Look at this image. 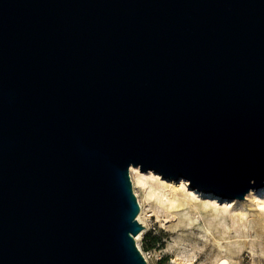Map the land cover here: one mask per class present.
Returning a JSON list of instances; mask_svg holds the SVG:
<instances>
[{
  "label": "water",
  "instance_id": "95a60500",
  "mask_svg": "<svg viewBox=\"0 0 264 264\" xmlns=\"http://www.w3.org/2000/svg\"><path fill=\"white\" fill-rule=\"evenodd\" d=\"M131 167L264 188V0H0V264H147Z\"/></svg>",
  "mask_w": 264,
  "mask_h": 264
},
{
  "label": "rangeland",
  "instance_id": "374dc122",
  "mask_svg": "<svg viewBox=\"0 0 264 264\" xmlns=\"http://www.w3.org/2000/svg\"><path fill=\"white\" fill-rule=\"evenodd\" d=\"M130 177L137 220L141 215L145 228L136 242L147 264H264V188L244 200L223 199L192 189L183 177L139 167L130 168ZM151 231L164 239L157 250L145 251L143 239Z\"/></svg>",
  "mask_w": 264,
  "mask_h": 264
},
{
  "label": "trees",
  "instance_id": "16d2710c",
  "mask_svg": "<svg viewBox=\"0 0 264 264\" xmlns=\"http://www.w3.org/2000/svg\"><path fill=\"white\" fill-rule=\"evenodd\" d=\"M164 237L163 234H154V232H149L144 236L143 246L145 251L157 250L161 245Z\"/></svg>",
  "mask_w": 264,
  "mask_h": 264
},
{
  "label": "bare ground",
  "instance_id": "6f19581e",
  "mask_svg": "<svg viewBox=\"0 0 264 264\" xmlns=\"http://www.w3.org/2000/svg\"><path fill=\"white\" fill-rule=\"evenodd\" d=\"M132 171H133V169H132ZM139 180H141V179H137V183H139ZM262 191V190H261ZM261 191H260V193H261ZM253 193H254V191H251L248 195H247V198H249V197H251L252 195H253ZM256 198H257V196H256ZM253 200V199H252ZM173 203V200L171 199L170 200V204H172ZM259 207H261V208H264V203H262ZM138 221L140 222V223H142L141 222V215L139 216V218H138ZM140 237L138 236L137 238H136V241H138V239H139ZM138 244V243H137ZM227 262L225 261V260H223L222 262H220V264H226Z\"/></svg>",
  "mask_w": 264,
  "mask_h": 264
},
{
  "label": "built area",
  "instance_id": "2783aa9c",
  "mask_svg": "<svg viewBox=\"0 0 264 264\" xmlns=\"http://www.w3.org/2000/svg\"><path fill=\"white\" fill-rule=\"evenodd\" d=\"M144 255V254H143ZM145 257V256H144ZM146 259V258H145Z\"/></svg>",
  "mask_w": 264,
  "mask_h": 264
}]
</instances>
